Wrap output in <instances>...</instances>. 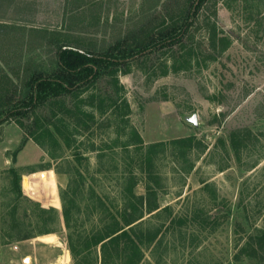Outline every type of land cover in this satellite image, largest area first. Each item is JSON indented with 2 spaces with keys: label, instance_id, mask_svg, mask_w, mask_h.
<instances>
[{
  "label": "rangeland",
  "instance_id": "obj_1",
  "mask_svg": "<svg viewBox=\"0 0 264 264\" xmlns=\"http://www.w3.org/2000/svg\"><path fill=\"white\" fill-rule=\"evenodd\" d=\"M17 1L9 0L12 11ZM24 1L21 30L13 23L0 44V100L5 104L23 98L31 75L56 69L59 34L74 45L109 48L156 26L170 7L169 0ZM207 19L221 39H228L224 46L218 41L215 50L207 42ZM193 31L198 62L192 68L167 73L172 61L160 52L130 62L123 67L126 74H119L124 87L119 95L128 100L130 121L145 147L189 137L204 147L186 152L185 158L171 146L153 156L152 185L158 188L160 207L171 211L145 217V226L161 228L162 234L160 242L145 249L142 264H264V246L257 245L264 231V0H209ZM116 88L99 81L79 97H67L70 108L77 105L88 114L74 109L65 119L67 128L60 127L62 134L50 128L60 144L49 136L41 144L29 137L18 151L26 131L17 119L40 133L52 107L37 111L43 123L39 130L35 115L0 126V264H74L60 196L70 179V198L79 206L73 208V214L80 213L78 230L95 224L99 214L93 206L98 207L99 198L114 212L121 206V144L130 129L121 118L99 110L101 100L103 106L110 103L107 92L116 96ZM91 95L97 97L95 108L87 105ZM194 116L197 126L191 122ZM236 132L243 133L236 139L238 152L230 140ZM102 154L109 156L101 160ZM136 193L145 194L143 181ZM35 204L55 209V220L45 226ZM43 232L51 233L39 236ZM20 233L32 238L18 241Z\"/></svg>",
  "mask_w": 264,
  "mask_h": 264
},
{
  "label": "trees",
  "instance_id": "obj_2",
  "mask_svg": "<svg viewBox=\"0 0 264 264\" xmlns=\"http://www.w3.org/2000/svg\"><path fill=\"white\" fill-rule=\"evenodd\" d=\"M209 0H169L170 7L166 10L164 17L150 30H142L141 35L135 36L133 41H117L116 45L109 48L90 49L79 44H72L65 41V35H58L54 40L56 47V69L51 72H41V74L31 75L26 89L23 92V98L16 102L3 103L0 100V126L14 118L35 117L33 125L40 128L42 122L45 126L38 131H29L22 120L17 119L18 125L25 129L26 138L21 151L30 137L41 144L44 136H49L55 142L60 144L57 133L51 131V127L62 134L60 127L67 128L66 118L74 115V109L82 111L81 107L70 108L67 104V97L75 99L80 93L97 82L109 83L117 86L114 94L106 93L109 104L103 106V100L99 110L103 114L110 112L113 116L121 118L125 128L130 129V136L127 141L122 142V156L124 167L120 172L118 180L120 182V196L122 204L117 211H113L102 198L98 199L97 205L93 209L98 216L94 215L95 224L90 230H78L77 224L80 213L73 214V208H78L75 198H70L72 190V179H70L68 188L60 191L63 205V218L68 229V246L71 252L74 264H142L145 260V249H150L157 242L161 241V228H148L145 226L146 216L160 217L163 213L171 211L170 207L161 208L158 202V188L152 185L156 181L154 172V157L157 149L171 146L174 150H180L183 158L187 156L186 152H192L195 149L204 150V147L195 137L177 139L169 144L155 143L145 147L143 139L130 121L131 107L127 99L121 94L124 87L119 83V74H126L123 71L124 66L138 59L147 58L156 53L163 52L168 55L172 64L168 72L178 73L192 68L193 62H198L197 48L193 44L194 27L199 20L201 10L207 5ZM177 6V7H176ZM167 9V8H166ZM209 19L206 20L208 28L207 42L209 48L216 49L219 42L224 46L228 39L219 37L215 25L211 26ZM144 26V25H143ZM147 32V33H146ZM165 72V75L167 74ZM109 78L110 81H104ZM12 83V80H9ZM12 94L10 91L6 95ZM100 96L99 98H101ZM97 97L91 95L87 105L92 108L94 100ZM46 106L55 108L50 109L51 116L41 122L42 117L37 115V111ZM78 112V111H77ZM82 114H88L85 111ZM60 116V117H59ZM91 121L95 120L94 113L90 114ZM80 121V119H79ZM78 121V122H79ZM84 124V122H82ZM86 129H90L87 125ZM32 125V126H33ZM81 125V124H80ZM32 128V127H31ZM39 130V129H38ZM80 134V130L77 131ZM243 134L242 132L232 133L231 144L236 152L239 151L235 145L236 139ZM67 141L68 138L64 137ZM109 155H99L102 160ZM193 166L190 167L192 169ZM136 169L140 170L136 173ZM118 171V168H117ZM15 178V188L18 196H22L19 178L15 169H11ZM143 181L145 194L136 193L138 184ZM76 196V194H74ZM18 202V201H17ZM14 206V212L17 208ZM36 205V204H35ZM41 212V219L45 226L47 222L55 220L57 212L55 209H44L36 205ZM100 212H98L101 208ZM94 212V213H95ZM93 213V214H94ZM175 223L172 220L171 224ZM23 225V224H22ZM12 226L22 227L18 223ZM41 233L39 236L48 235ZM160 237V238H159ZM32 238L29 233H20L17 236L18 241ZM257 245L264 246V231L257 238Z\"/></svg>",
  "mask_w": 264,
  "mask_h": 264
},
{
  "label": "crops",
  "instance_id": "obj_3",
  "mask_svg": "<svg viewBox=\"0 0 264 264\" xmlns=\"http://www.w3.org/2000/svg\"><path fill=\"white\" fill-rule=\"evenodd\" d=\"M13 1V0H11ZM18 7L15 11H12V5L9 3V0H3V3L1 4L0 0V44L3 42L2 36L5 33L6 29H10L13 23H16V30H21L20 22H23L22 18V11L21 8L26 3L24 0H18ZM36 4V2H34ZM17 13V14H16ZM17 15L19 17H17ZM24 28V27H22ZM25 29H23L24 31ZM3 31V32H2ZM25 32V31H24ZM34 35V32H33ZM5 38V37H4ZM2 39V40H1Z\"/></svg>",
  "mask_w": 264,
  "mask_h": 264
},
{
  "label": "water",
  "instance_id": "obj_4",
  "mask_svg": "<svg viewBox=\"0 0 264 264\" xmlns=\"http://www.w3.org/2000/svg\"><path fill=\"white\" fill-rule=\"evenodd\" d=\"M191 122L197 126V125H198V123H197V117L194 116V117L191 119Z\"/></svg>",
  "mask_w": 264,
  "mask_h": 264
}]
</instances>
